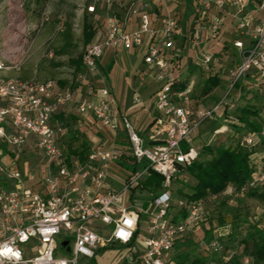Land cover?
Returning <instances> with one entry per match:
<instances>
[{"label": "built area", "instance_id": "built-area-1", "mask_svg": "<svg viewBox=\"0 0 264 264\" xmlns=\"http://www.w3.org/2000/svg\"><path fill=\"white\" fill-rule=\"evenodd\" d=\"M124 4V0H92L87 6L91 13L101 7L105 17L84 46L82 70L95 72L106 47H138L157 84L153 101L157 134L145 139L129 117L119 114L107 88H90L87 93L80 86L57 88L53 79L0 77V142L14 154V148L31 144L46 161L38 189L26 186L15 159L0 166L4 170L0 264H79L82 258H94L100 250L115 247L126 248L132 255L129 264H173L177 245L202 222L203 202L175 195L169 186L199 158L202 145L229 131L220 126L199 146L196 136L203 123L233 110L235 104L228 98L241 83L264 84V0H196L188 34L181 31L175 15L161 17L158 27L154 26L152 0H131L118 15L115 7ZM132 16L139 21L135 30L127 29ZM226 17L234 21L235 31L227 41L238 50L235 64L227 70V89L210 108L194 107V81L180 88V80L173 76L176 43L179 37H193V46L203 35L207 41L220 38ZM197 67L207 75L219 72L215 55L207 52L198 58ZM63 106L80 115L90 114L98 126L120 132L121 149L93 138L83 162L70 156L67 129L55 118ZM259 136L264 138V128ZM257 138L258 134L251 133L240 144L252 146ZM262 166L250 186L264 184V144ZM153 172L164 177L160 191L150 192L149 198L136 197V191L146 190L142 184ZM232 192L227 188L222 194ZM229 230V223L214 228L212 238L205 242L210 253L222 251ZM230 257L220 264H234L228 261ZM250 262L244 256L238 264Z\"/></svg>", "mask_w": 264, "mask_h": 264}, {"label": "rangeland", "instance_id": "rangeland-1", "mask_svg": "<svg viewBox=\"0 0 264 264\" xmlns=\"http://www.w3.org/2000/svg\"><path fill=\"white\" fill-rule=\"evenodd\" d=\"M89 1L0 0V77L34 79L38 81L54 79L63 86L74 88L88 86L84 84L86 81H91L89 73L82 69L81 71H76L70 63V58H76L79 54H82L84 49L82 42L84 19L87 18L88 21H91L95 28L101 27L104 21L105 12L101 10V7H98L94 14L87 15L86 5ZM174 1L178 4V8L173 12L183 17L184 28H189L193 19V9L196 5V0ZM66 25L71 26L72 45L62 51V35ZM227 36L228 38L235 36L233 28H231ZM189 48L192 49L194 63L193 69L189 73L191 75L190 79L194 80L195 86L192 97L193 106L210 108L227 89V70L235 64L238 50L221 37L208 42V46L207 44H201L199 48L190 43ZM200 51L202 52L199 53ZM205 52L215 55L220 72V85L208 94H204L202 91L203 82L208 75L197 67L198 58ZM80 72L83 73V78H78ZM257 88L254 84L241 83L235 94H231L228 98L235 104V107L230 112L231 114L220 113L213 120H207L203 123L198 133L199 138H201L200 144L203 143L202 141L210 140L212 131L220 126H225L231 130L232 128L234 129L235 125L238 124L233 120L235 114H232V112L237 108L250 106L259 110L261 116H264V100L257 96L259 92ZM140 113L143 114L142 112ZM67 120L71 147H80L82 141H86L90 147L93 144V138L96 141L102 140L97 137V133L95 134V128L87 127L83 122L80 123L72 118ZM217 136L210 145L212 149L217 146L233 144L234 142V138L230 135L225 137V134H219ZM116 140L117 138L115 137V142ZM113 145L115 150L121 149L119 144L114 143ZM3 148L6 149L7 146L0 145V149ZM14 149L16 151L15 154L3 152V159L0 155V166L4 165L9 159H15L24 175L26 186L38 189L40 186L39 181L45 172L46 161L44 156L37 152V148L31 144ZM204 149L202 145V153L199 155V160L206 161L210 158V155L209 152H204ZM257 153L259 154L260 151ZM3 176L4 170H0V177L3 178ZM191 184L192 180L190 177L183 175L181 179L172 182L169 188L176 195L179 187L190 192L189 187ZM135 196L149 198L151 194L148 191H136ZM203 213L204 222H199L195 228V233L186 237L185 242L181 246L178 245L191 256L208 254L210 251L203 240L206 232L205 227L216 226V224L220 223V220L228 221L233 226L232 237L222 242V251L213 257H220V260H223L226 257L241 254L242 246L239 240L250 225L248 219L256 220L254 217H257V221H263L264 199L240 194L228 197L227 202L213 199L212 202H207ZM119 254L115 249L105 248L97 252L94 259L96 264H117L121 259L125 258ZM82 260L87 262L89 259L82 258ZM123 264L126 263L123 262Z\"/></svg>", "mask_w": 264, "mask_h": 264}, {"label": "trees", "instance_id": "trees-1", "mask_svg": "<svg viewBox=\"0 0 264 264\" xmlns=\"http://www.w3.org/2000/svg\"><path fill=\"white\" fill-rule=\"evenodd\" d=\"M90 0L86 5L87 15L94 14L87 11V6L91 4ZM131 0H124V6L115 7V12L120 15L123 13V8ZM100 8V7H99ZM102 10V8H101ZM83 45H87L93 38L96 28L91 21H88L87 18L84 19L83 23ZM63 45L62 51L64 48L72 45V32L71 26L66 25V28L62 35ZM81 57L82 54H79L76 58H70V63L75 68L76 71H81ZM253 80H251L252 82ZM186 81H180L178 86L180 88L184 87ZM220 85V72L218 74H208L207 78L204 80L202 85V91L204 94L210 93L214 88ZM257 90L259 91L257 96L261 97L264 100V84L259 83ZM193 97V95H192ZM233 120L237 122L238 125H235V128L232 130L229 129V135L234 138L233 144H227L224 146H217L215 149H212L210 145H204V152H209L210 158L206 161L204 160H195L189 166H187L182 174V176H188L192 180V184L189 187L190 192L183 190L182 187H179L176 195H182L188 201L195 203L203 202V212L207 206V202H212L213 199L219 201H226L228 197L237 196V195H247L255 196L260 199H264V184L250 186L249 183L251 180L258 175L262 170V154H263V144L264 138L259 136V133L264 128V116H261L259 110L250 106H243L237 108L232 112ZM231 114V113H230ZM57 121H61L67 129L68 133V120L72 118L75 120V117L71 114L65 112H58L55 114ZM251 133L258 134L256 142L252 146L241 145V138L249 135ZM0 145H5L0 142ZM71 141L69 134L67 136V149L70 156H76L80 161L86 159L87 152L89 150V144L86 141H82L80 147L73 148L70 146ZM260 147V148H259ZM4 153H11L6 148L2 149ZM260 151L258 154L257 152ZM202 152H200L201 154ZM257 160L259 161V166H257ZM120 163L125 164L124 160H121ZM3 178L0 177V183ZM164 177L156 172H153L151 176L144 181L142 187L147 189L151 193H157L161 189V182ZM181 179V178H180ZM179 180V179H178ZM231 188L232 193L222 194L224 190ZM177 212V211H176ZM175 212V213H176ZM178 215H184V212L178 211ZM177 214H175L177 216ZM175 216V217H176ZM202 221L204 222V213L202 216ZM250 225L248 226L245 234L239 240V243L242 246V252L238 256H231L229 262L238 264L240 259L244 256L250 258V264H264V214L263 221L259 222L257 220L248 219ZM225 223L230 224L229 233L223 237V242L229 240L233 234V226L231 222L220 220V223L216 226H206V232L203 237L205 242L210 241L213 235L214 228L223 225ZM185 240L182 242L184 243ZM180 243L179 245L181 246ZM177 245L175 252L173 253L172 260L173 264H220L223 260H220V257H215L216 255L208 252L203 256H191L185 252L181 247ZM88 259V258H87ZM96 264L94 258H90L87 262L81 261L79 264Z\"/></svg>", "mask_w": 264, "mask_h": 264}, {"label": "crops", "instance_id": "crops-1", "mask_svg": "<svg viewBox=\"0 0 264 264\" xmlns=\"http://www.w3.org/2000/svg\"><path fill=\"white\" fill-rule=\"evenodd\" d=\"M152 6L156 10L152 15L154 26L158 27L161 17L166 15H175L179 19V28L181 31L184 29L186 34H188V28L185 29L183 25V17H180L176 15V12H173L176 8H178V4L174 0H168L164 3L160 0H152ZM138 24V18L136 16H132L127 29L135 30L138 28ZM231 28L234 29V21L231 18L226 17L224 19V25L221 33V38L224 41L229 39L227 34L230 32ZM200 40L201 42L196 45L198 48L201 44H207L208 46V42H212L205 40L204 35ZM190 43L194 44L193 37H185L184 40L179 37L176 43L177 49L175 50L176 54L173 61V76L175 79L180 81L192 80L190 79L191 75L189 73L193 69L194 63L193 53L191 51L192 49L189 48ZM138 74H140V76H138ZM89 75L91 81L85 82L84 85H88L85 87L83 86V88H85V92L89 93L90 88H107L116 102L119 114L129 117L134 128L145 139H148L151 135L157 134L158 126H156L155 122L156 112L153 109V101L155 99L157 84L153 75L147 71L146 65L142 62L141 53L138 47H106L98 62L97 70L93 73H89ZM54 81L56 82L57 88L64 87L56 80ZM60 111L71 114L75 117V121L80 123L83 122L87 127L89 126L90 128H95V134L97 133V137L102 139L100 142L104 146L113 148L114 143L120 145L121 133H115V131L109 130L108 128L98 126L93 122L90 114L80 115L68 106L61 107L58 112ZM200 129L198 133L200 132ZM228 132L225 131L223 133L225 134V137L229 135ZM115 137L117 138L116 142ZM217 137L218 136H215L209 145H211ZM200 141L201 138L196 136V142L199 143V146L202 145L200 144ZM202 142L203 144H206L204 141ZM259 161L260 160H257V166H259ZM111 185L112 187H115L114 183ZM144 191L148 190L146 189ZM148 192L150 193V191ZM112 249H115V251L125 257L117 264H123V262L129 264V262L133 260L132 255L128 253L126 248L115 247Z\"/></svg>", "mask_w": 264, "mask_h": 264}]
</instances>
